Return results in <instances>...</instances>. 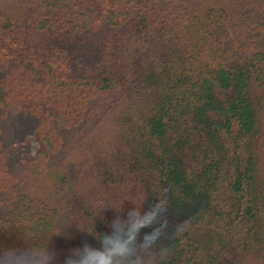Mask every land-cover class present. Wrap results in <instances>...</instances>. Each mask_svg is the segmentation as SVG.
Instances as JSON below:
<instances>
[{
  "label": "trees",
  "instance_id": "trees-1",
  "mask_svg": "<svg viewBox=\"0 0 264 264\" xmlns=\"http://www.w3.org/2000/svg\"><path fill=\"white\" fill-rule=\"evenodd\" d=\"M157 200L164 264H264V0H0V249Z\"/></svg>",
  "mask_w": 264,
  "mask_h": 264
},
{
  "label": "clouds",
  "instance_id": "clouds-1",
  "mask_svg": "<svg viewBox=\"0 0 264 264\" xmlns=\"http://www.w3.org/2000/svg\"><path fill=\"white\" fill-rule=\"evenodd\" d=\"M157 200L150 207L133 205L112 206L116 215L111 221L110 230L99 231L95 224L78 231L87 234L95 244L85 241L67 254L63 264H164L167 259L164 236L159 221L166 213H158ZM64 231L57 230L53 235L61 236ZM51 243H32L24 247L0 249V264H60Z\"/></svg>",
  "mask_w": 264,
  "mask_h": 264
},
{
  "label": "rangeland",
  "instance_id": "rangeland-1",
  "mask_svg": "<svg viewBox=\"0 0 264 264\" xmlns=\"http://www.w3.org/2000/svg\"><path fill=\"white\" fill-rule=\"evenodd\" d=\"M15 127H13V129H14ZM38 148V145H37V142H36V140H33L32 142H31V151H32V153H34L35 151H36V149Z\"/></svg>",
  "mask_w": 264,
  "mask_h": 264
}]
</instances>
